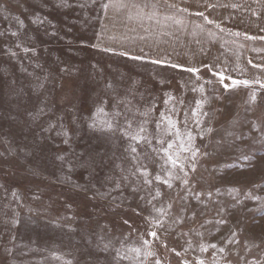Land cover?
<instances>
[{
	"label": "rangeland",
	"instance_id": "rangeland-1",
	"mask_svg": "<svg viewBox=\"0 0 264 264\" xmlns=\"http://www.w3.org/2000/svg\"><path fill=\"white\" fill-rule=\"evenodd\" d=\"M108 1L0 0V264H264V0L156 10L178 64Z\"/></svg>",
	"mask_w": 264,
	"mask_h": 264
},
{
	"label": "crops",
	"instance_id": "crops-1",
	"mask_svg": "<svg viewBox=\"0 0 264 264\" xmlns=\"http://www.w3.org/2000/svg\"><path fill=\"white\" fill-rule=\"evenodd\" d=\"M179 0H109L108 4L110 10L112 9V18L110 17L111 27L116 26V33H126L123 28L126 27L127 23L132 27V33H139L144 35V37H139V44L132 45V50L136 47L139 49V54L146 56H160L174 59L178 64V55L176 50L179 47L187 48L188 50L194 48V30L193 22L191 29H185L179 26V18L173 17L170 14L156 13L157 11H163L164 9H178L180 4ZM146 11L145 10H148ZM118 10H122L121 15ZM144 10V11H143ZM118 11V12H117ZM130 11L129 15L128 12ZM111 14V11L109 12ZM129 21V22H128ZM145 26V28L140 29L139 27ZM180 27V28H179ZM137 28V29H136ZM166 33V38L162 36H157V34ZM147 35V36H145ZM159 35V34H158ZM189 35H191L189 39ZM186 36V38L184 37ZM185 38V39H184ZM132 40V39H131ZM126 41V40H125ZM129 41V40H128ZM182 42V46L179 43ZM186 45V46H185ZM187 50V51H188ZM171 52V53H170ZM183 55V53H182ZM184 56V55H183ZM199 59V58H197Z\"/></svg>",
	"mask_w": 264,
	"mask_h": 264
},
{
	"label": "snow or ice",
	"instance_id": "snow-or-ice-1",
	"mask_svg": "<svg viewBox=\"0 0 264 264\" xmlns=\"http://www.w3.org/2000/svg\"><path fill=\"white\" fill-rule=\"evenodd\" d=\"M153 63H159V62L158 61H153ZM173 67H175V65H173ZM188 71H192V70L191 69H188ZM246 83L247 82H245V84ZM261 87L264 88V84H262ZM253 99H255V97H253ZM169 123L171 124L172 127H175V124L172 121H169ZM129 127H131V125H129ZM143 131H144V129L141 128L140 129V132H143ZM130 139L135 140L137 142V144H139L140 143V140H141V137H140L139 133H136L134 135H131L130 136ZM169 147H172V146L169 145ZM132 151L135 152L136 151V148L135 147L132 148ZM168 160L172 163L173 166H176V161L173 160L171 156L168 157ZM165 183H167V182L165 181ZM168 186L171 187L170 184ZM152 235L155 237L156 233H152ZM211 247L212 248H215L216 246L213 244V245H211ZM201 250L202 251H206V249H204L203 247L201 248ZM199 264H204V262L201 260V261H199Z\"/></svg>",
	"mask_w": 264,
	"mask_h": 264
}]
</instances>
